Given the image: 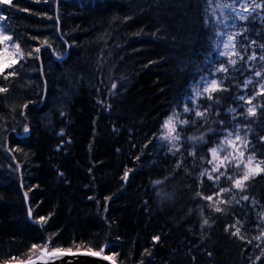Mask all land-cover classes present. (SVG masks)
Here are the masks:
<instances>
[{"label":"trees","instance_id":"obj_1","mask_svg":"<svg viewBox=\"0 0 264 264\" xmlns=\"http://www.w3.org/2000/svg\"><path fill=\"white\" fill-rule=\"evenodd\" d=\"M149 1L105 0L99 3L98 0H59L57 10L56 0H14L18 7L0 5V15L8 17L7 21L0 23L16 36H39V40L30 41L33 46H40V42L47 38L55 52L62 53L66 47L61 37L73 45L68 49L67 58L61 62L55 61L50 51H42L47 75L41 76L38 65L29 63L27 75L14 85L9 96H0V109L3 110L0 115L7 117L9 126L7 133L0 132V261L13 256L26 261L33 243H42L50 235L58 233L56 241L64 247L71 246L73 241H84L96 250L103 247L105 255L119 253L117 264H139L141 259L144 264H264V258L255 260L260 249H253L252 245H246L225 232V226L234 222L236 217L242 219L241 216H245L255 221L256 213L261 210L259 207L253 209L246 202L245 207L237 205L227 215L214 214L216 223L201 232L197 225L200 223L198 211L188 215L190 207L197 209L198 203L192 199L194 193L184 187L190 184L193 190L196 189L190 177L182 174L186 182L178 181V178L172 180L167 187L178 190L176 201L179 207L173 212L163 208L157 215L153 203L147 210L144 205L146 198L141 199L137 193L143 194L147 190L152 193L150 180L160 178L159 173L145 163L149 170L143 172L150 175L148 178L139 172L132 174L127 182L121 179L125 168L136 162L132 157L139 154L131 148V143L142 144L145 135L159 126L170 102L187 89L191 80V76L183 73L170 75L172 67L164 64L161 42L140 43L146 44L143 51L158 55L156 60L150 55L144 60L149 64L148 75L158 73L159 80L155 84L150 80L149 85L141 86L137 84L140 76H134L133 71L126 80L118 82L117 94L109 97L107 89L116 76L112 67L114 53L125 55L127 48L121 39L118 44L123 47L114 52L116 41L108 39L112 25L121 27L122 14L124 20L130 17L131 24L137 25L140 12ZM152 1L155 12H177L173 15L172 26L180 24L179 36V31L186 26L191 29L199 24L197 49L193 52L195 61L199 63L203 59L199 54L201 46L205 45L208 35L202 28L203 0ZM24 8L28 11L21 10ZM134 37L136 34L130 38L134 41ZM189 37L187 29L184 34L186 43L180 46V52L184 51L181 55L192 45ZM88 38L91 42L86 41ZM107 40L111 46L106 48L110 57L98 47ZM170 55L175 56L176 51L172 49ZM195 67L196 64H191L186 70L192 72ZM103 68L109 71L111 78L109 81L101 78L99 81L103 80L105 86L98 87L101 91L88 98L89 104L100 111L101 119L97 121L94 113H89L81 103L86 96L80 83H85ZM44 79L48 82V92L47 100L41 104L42 96L35 94L40 93ZM29 80L31 87H21ZM125 81L130 84L123 87ZM133 83L135 85L131 87ZM133 88L135 90L131 93ZM65 91L69 96H64ZM220 98L222 104L238 106L232 103L227 93L221 94ZM27 100L37 101L34 105L29 104L26 110L31 122V135L28 139L18 140L14 132L21 134L24 131V121L19 115L13 119L9 106H19ZM98 100H103L104 105H100ZM108 104L111 105L110 111L106 107ZM61 108L67 113L66 117L59 115L57 109ZM3 123L0 120V124ZM13 125L15 131L11 130ZM251 126L264 129V117L258 113ZM61 129L66 133L63 137L58 135ZM194 131V128L189 129L188 134ZM47 132L52 133L50 138ZM121 139L126 151L123 156L116 151L120 147L115 145ZM7 140L9 149L13 150V158L22 167L23 187L29 196L33 220L36 222L40 216L48 217L43 226L28 220L17 168L6 150ZM105 151L109 152L110 158L97 161V155ZM257 151L259 154L261 150ZM63 152L68 156L63 158ZM108 161L113 163V168L107 164ZM121 165L124 167L122 171ZM187 165L191 166L190 159ZM61 172L64 174L62 177L59 175ZM140 179L143 180L138 181ZM250 183L248 194L264 204V177L258 176ZM211 191L206 183L205 194H211ZM247 227L252 229L253 223ZM248 234L258 235L255 231ZM154 235H159L161 240L154 242ZM158 247L162 249L152 250ZM146 248L152 253L150 256L144 255Z\"/></svg>","mask_w":264,"mask_h":264},{"label":"snow or ice","instance_id":"obj_2","mask_svg":"<svg viewBox=\"0 0 264 264\" xmlns=\"http://www.w3.org/2000/svg\"><path fill=\"white\" fill-rule=\"evenodd\" d=\"M98 2L104 3L105 0ZM0 5L18 7L14 0H0ZM203 5L202 28L208 33L206 43L201 46L199 53L203 59L199 63L190 61L191 64H196L190 74V83L179 97L170 102L156 131L146 134L140 145L131 143V148L139 153L132 159L138 162V166L147 162L151 169L157 168L163 161H173L170 168L164 169L166 175L150 180L151 195L161 207L176 203L178 190L175 187L169 190L167 185L178 175L183 173L195 182V190L190 184L184 187L194 193L192 199L198 202L197 209L190 208L188 215L198 211L201 232L212 228L216 223L214 214L227 215L237 205L245 207L246 202L253 209L259 207L261 210L256 213L255 221L236 217L234 222L225 226V232L246 245H252L253 249H260L255 260L261 261L264 258V204H260L248 193L250 182L258 176L264 177V151L259 154L257 151L264 149V134L257 133L251 126L258 113L264 117V0H203ZM21 10L28 11L27 8ZM7 19V16L0 15V21ZM127 19L130 17H125ZM39 39L35 35L29 38L16 36L0 23V96H9L14 85L27 75L26 67L29 63L38 65L41 76L47 75L41 58L42 48L52 49L57 60L64 61L69 55L68 51L56 53L47 38L40 42V46H33L30 42ZM61 40L68 49L72 48L73 45L68 44V41L62 37ZM185 70L181 68V71ZM124 79L126 78L120 77V81ZM47 83L44 79L43 88L40 93L35 94L42 96L44 101L47 100ZM31 86V80L21 85L25 88ZM117 86L118 81L112 80L107 89L109 97L117 94ZM233 89H236L235 94L232 93ZM96 91L99 93L101 89L97 88ZM225 93L230 96L233 104H243L222 105L220 96ZM64 96H69V92L65 91ZM36 102L27 100L19 106H9V114L13 119L16 115L23 118L25 134L30 132L31 127L26 110L29 104L34 105ZM98 103L104 105L103 100H98ZM106 107L111 110L110 104ZM57 111L61 117L67 116L62 108ZM0 120L4 121L0 124V132L7 133V117L0 115ZM192 128L195 131L188 134V130ZM11 130L15 131L14 125ZM65 134L61 129L58 135L63 137ZM70 142L69 140L68 143ZM116 151L120 152V149ZM189 159L191 166L187 165ZM134 171L132 168H125L121 179L127 182ZM59 175L62 177L64 174L61 172ZM206 183L212 189L211 194L204 192ZM27 196L28 193L25 192V199ZM144 204L148 207L147 200ZM32 215L29 208L28 216L31 218ZM47 219L48 217L40 216L36 223L43 226ZM249 223H253L252 229L247 227ZM250 231H255L258 235L249 236ZM57 235L58 233H54L42 243H33L26 261L13 256L0 261V264H71L68 257L78 255L101 257L110 261V264H117L119 253L102 255L103 247L96 250L84 241H73L71 246L64 247L57 243ZM152 240L159 242L161 237L154 235ZM151 254L147 248L144 249V255ZM208 255L211 256L212 253L209 252ZM139 264H144V260L141 259Z\"/></svg>","mask_w":264,"mask_h":264},{"label":"bare ground","instance_id":"obj_3","mask_svg":"<svg viewBox=\"0 0 264 264\" xmlns=\"http://www.w3.org/2000/svg\"><path fill=\"white\" fill-rule=\"evenodd\" d=\"M176 14H177V12L171 13V12H167L166 10H161L159 12H155V9L153 8V1L150 0L149 3L144 8V10L142 11V13L140 12L139 23L137 25L133 26L131 24L130 19H127L125 22V20L123 19V17H124L123 14L121 15L123 17L120 19V23H121L120 26L121 27H117L114 24L112 25L113 30L109 33L108 39L109 38L111 40L115 39V41H116L115 46H114V52L117 51L118 48L123 47V45L118 44V42H120L119 40L123 39V41L127 44L125 55L122 54V56H121V55H118L117 53L113 52L115 59H114V61H112V60L111 61L113 62L112 67H113L114 74L116 75L115 76L116 81L120 82V77L126 78L127 76H130L133 71L135 73L134 76H137V75L140 76V77L138 76L139 81L137 84H139L141 86L149 85L150 80H151V82H153V84L156 83V80H159V74L158 73H155L153 75L152 74L148 75L147 67L149 64H148V62L145 61L148 58L147 55H150L154 60H156V58L158 57V55L155 54L154 52L148 53L146 51H143V48L146 47L143 45H146V44L141 45L140 43H149V42H153V43L154 42H161L162 43V48L164 49V52H162L163 56H164V64L171 65L170 67H172V68L169 69V73L171 76L178 75V74L180 75L181 73H183L187 76H191L190 71H188V70L181 71V68L188 69L189 66L191 65L190 61H193L196 58L195 54L193 52L197 49V38H198L199 24L197 23L191 29L189 27L187 28V26H186L185 28L180 30L179 31V34L181 36V38H180V36L177 33L180 24H178L176 26H172V18H173V15H176ZM105 20H106V18H105ZM158 29L160 30L159 32L157 31ZM187 29L190 32L189 40L192 41V45L189 47V49L183 55H181L180 53H182L184 51L180 52V46L184 45L186 43V41L184 40V34L187 31ZM112 32H113V34H112ZM133 34H136V37H134V41L132 40V38H130L131 36H133ZM89 35H93V34L89 33ZM80 40L85 43V40H83V39H80ZM86 41L91 42V40L89 38ZM108 42L109 41L107 40L105 44H100L98 46L99 48H101L103 50V52L106 53L105 56H108V50H106ZM108 46H110V45H108ZM65 47L67 48V45ZM172 49H174L176 51L175 56L170 55V51ZM51 50L52 49H48V51H51ZM42 51H44L43 48H42ZM132 54H133V56H132ZM108 57H110V56H108ZM132 61L135 65V70L133 69L134 65L132 64ZM159 67L161 69H163L162 64H159ZM146 74L148 76L144 77V75H146ZM101 78H103V79L106 78L107 81H109L111 78L109 71L106 70L105 68H103L99 72L95 73V75L93 77H90L85 83H80L81 91L83 93H85L84 95L86 96L81 100L82 101L81 103L85 105V107L89 113H94V116L97 118V121H99L101 119L100 111L97 110L96 108H93L89 104L88 98H90L94 94H96V89L98 87L105 86L106 83H101L99 81ZM128 84H130V83L125 81L122 84V86L125 87ZM134 85H135V83H133L131 87H133ZM134 90H135L134 88L131 89V93H133ZM232 93H233V90H232ZM42 99H43V97H42ZM222 105L227 106V105H232V104H222ZM168 108L169 107L167 106V110H168ZM252 127L257 133L264 134V129H262V128L257 129L254 126H252ZM157 128H158V126L153 131H151L150 134L155 132ZM47 134H48L47 137H49V138L52 136V133H50V132H47ZM115 145H117L118 148L120 147L119 148L120 152H118V153H120V156H123V153L126 154V151L124 150L123 139L116 142ZM258 150L264 151V149H258ZM65 156H68V154L66 152H63L62 157L64 158ZM91 156L95 157L96 154H91ZM97 156H98L97 161H100V160L106 161L108 158H110L108 151H105L104 154H101L100 156L97 155ZM12 159L16 165L18 176L19 177L21 176L19 179H23L22 167L17 163L15 158H12ZM55 160L57 161L56 158H55ZM145 163H147V162H145ZM107 164L111 168H113V166H112L113 163H110L108 161ZM172 164H173L172 160H166V161H163L157 168H155L153 170H156L159 173L160 178H162L163 175L167 174L164 171V169L170 168L172 166ZM120 167H121V171H122V169L124 167L122 165ZM128 168L134 169L135 170L134 174L140 172L142 175L147 176V178L150 176V175H147L143 172L144 170H149V168L145 167L144 165L138 166V162H134ZM19 169H20V171H19ZM182 174L183 173L178 175L175 178V180L178 178V181H180V179H181V182H186V179L182 178V177H184V176H181ZM185 177L189 178L188 176H185ZM142 180L143 179H140L138 181H142ZM171 183H172V181H170L167 186H170ZM127 196H129V195H127ZM137 196L141 197V199L146 198V200L148 201V207L145 206V208L147 210L148 209L150 210V208H151L150 204L153 203V207H156L155 208V214L156 215L159 213V210H161L163 208L165 209V211H167V209H170L169 212H173V210H176V207L178 206V201H176V204L173 207H171V206L161 207L159 205V202L156 199L154 200V197L151 195V192L148 190L145 191L143 194L137 193ZM241 218L245 219L246 217L241 216ZM197 225L200 228V223L197 222ZM160 249H162V248L158 247L157 250L152 248L153 251H159Z\"/></svg>","mask_w":264,"mask_h":264},{"label":"water","instance_id":"obj_4","mask_svg":"<svg viewBox=\"0 0 264 264\" xmlns=\"http://www.w3.org/2000/svg\"><path fill=\"white\" fill-rule=\"evenodd\" d=\"M29 134L30 133H27V134L23 133L20 136L16 135V137L19 139H24V138H27L29 136ZM9 154L11 155L10 152H9ZM19 171H20V169H19ZM21 185H22V179H20V188L23 191V186H21ZM24 193L25 192L23 191V195H24ZM24 201H25V208L27 211L28 220L31 223H34L33 217L30 218L28 216V210L30 208L28 196H27V199H25V197H24ZM68 259L71 262V264H110V261L103 260L101 257H91V256H86V255H78V256H74V257H68Z\"/></svg>","mask_w":264,"mask_h":264},{"label":"rangeland","instance_id":"obj_5","mask_svg":"<svg viewBox=\"0 0 264 264\" xmlns=\"http://www.w3.org/2000/svg\"><path fill=\"white\" fill-rule=\"evenodd\" d=\"M240 79L243 80V77H241ZM250 87H251V86H250ZM235 92H236V89H233V93H234V94H235ZM241 94H243V92H241ZM254 103H255V101H254ZM238 104H243V102H238ZM238 104H237V105H238Z\"/></svg>","mask_w":264,"mask_h":264}]
</instances>
